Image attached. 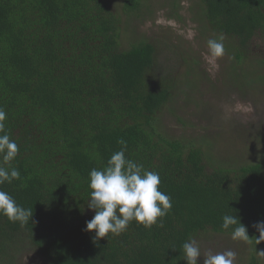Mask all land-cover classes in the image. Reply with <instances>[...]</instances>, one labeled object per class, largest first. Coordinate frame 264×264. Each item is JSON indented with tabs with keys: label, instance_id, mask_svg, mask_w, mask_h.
<instances>
[{
	"label": "trees",
	"instance_id": "trees-1",
	"mask_svg": "<svg viewBox=\"0 0 264 264\" xmlns=\"http://www.w3.org/2000/svg\"><path fill=\"white\" fill-rule=\"evenodd\" d=\"M123 1L132 14L150 0ZM182 1L163 5L180 17ZM188 1L214 33L209 39L223 37L230 63H245L264 34V0ZM122 30L114 0H0V108L20 172L0 190L33 214L23 226L0 215V264H20L29 253L41 264H187L182 245L190 237L201 251L209 237L232 241L225 215L247 227L248 264H261L264 241L257 244L253 225L264 221V147L256 160L233 165L216 160L213 145L167 133L161 112L186 58L166 40L124 48ZM252 62L264 69V58ZM120 140L126 158L159 174L172 208L162 227L132 221L96 240L84 231L95 215L86 203L89 173L106 167Z\"/></svg>",
	"mask_w": 264,
	"mask_h": 264
},
{
	"label": "rangeland",
	"instance_id": "rangeland-1",
	"mask_svg": "<svg viewBox=\"0 0 264 264\" xmlns=\"http://www.w3.org/2000/svg\"><path fill=\"white\" fill-rule=\"evenodd\" d=\"M163 2L150 0L140 13L127 14L122 9L124 1L114 0V7L123 14L122 47L141 38L156 44L166 40L178 45L179 55L186 58L176 72L172 98L161 112L163 129L178 137H194L206 147L213 145L216 160L233 165L243 159V163L256 160L264 147V69L252 61L264 58V34L254 37L245 63L233 66L225 51L209 62L207 41L214 33L202 22L197 6L183 0L180 17H174ZM175 59L172 62L179 61V57ZM248 247L242 240L231 241L219 234L204 241L201 253L231 250L236 253L234 264H248ZM259 256L264 264V256ZM20 264L41 262L35 253H29Z\"/></svg>",
	"mask_w": 264,
	"mask_h": 264
},
{
	"label": "clouds",
	"instance_id": "clouds-1",
	"mask_svg": "<svg viewBox=\"0 0 264 264\" xmlns=\"http://www.w3.org/2000/svg\"><path fill=\"white\" fill-rule=\"evenodd\" d=\"M209 62H214L224 55L223 37L207 41ZM6 112L0 108V185L19 179L20 172L12 167V161L17 157L19 147L4 131ZM121 150L114 152L102 170L92 169L89 173L90 198L87 207L95 212L93 218L86 222V232H94L95 239L107 237L109 234L120 235L126 231L129 224L135 221L145 228L159 223L172 208L171 197L159 190L160 177L157 172L143 168V165L126 158V142L120 140ZM0 215L7 217L13 223L21 226L33 217L30 209L18 205L7 192L0 190ZM235 226V227H233ZM232 228L231 238L234 241H248V229L237 217L225 215L222 228ZM259 232L257 244L264 241V221L253 225ZM264 256V251L258 252ZM183 259L187 264H198L203 257V264H234L236 253L231 250L224 252L201 253L199 242L190 237L182 245Z\"/></svg>",
	"mask_w": 264,
	"mask_h": 264
}]
</instances>
